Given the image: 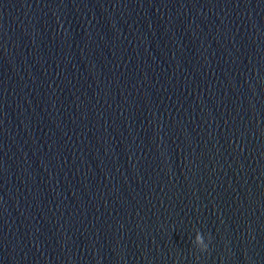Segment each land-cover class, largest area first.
<instances>
[{
  "label": "water",
  "instance_id": "1",
  "mask_svg": "<svg viewBox=\"0 0 264 264\" xmlns=\"http://www.w3.org/2000/svg\"><path fill=\"white\" fill-rule=\"evenodd\" d=\"M0 264H264V0H0Z\"/></svg>",
  "mask_w": 264,
  "mask_h": 264
},
{
  "label": "clouds",
  "instance_id": "2",
  "mask_svg": "<svg viewBox=\"0 0 264 264\" xmlns=\"http://www.w3.org/2000/svg\"><path fill=\"white\" fill-rule=\"evenodd\" d=\"M210 242V238L206 241L203 234H198L195 242V247L201 252H206L208 251Z\"/></svg>",
  "mask_w": 264,
  "mask_h": 264
}]
</instances>
